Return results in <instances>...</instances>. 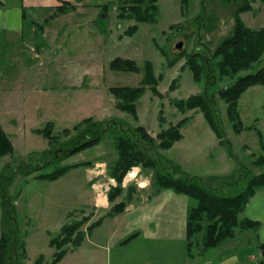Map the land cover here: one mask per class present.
Returning a JSON list of instances; mask_svg holds the SVG:
<instances>
[{"label":"rangeland","instance_id":"374dc122","mask_svg":"<svg viewBox=\"0 0 264 264\" xmlns=\"http://www.w3.org/2000/svg\"><path fill=\"white\" fill-rule=\"evenodd\" d=\"M124 1L76 0L60 3L61 11L56 6L29 10L20 32L0 36V127L12 146L10 153L0 157V178L3 183L5 176L18 169L5 188L15 206L19 240L25 248L19 264H34L38 256L42 257L41 264H51L55 248L48 242L59 234L63 224L76 222L85 235L88 229L92 231L104 223L93 238L104 243L106 229L113 223L104 219L114 216V206L121 203L124 209H133L161 189L155 183V175L167 171L137 165L123 177L120 192L108 200V193L117 185L109 170L118 157L114 144L120 131H108L99 144L58 159L62 149L76 143L72 139L84 125L74 127L86 118L97 122L117 120L124 128L143 126L155 138L156 145L161 131L177 127L184 119L178 128L183 140L170 149L155 146L183 172L202 179L223 176L225 181H234L238 177L236 169L242 165L246 170H240L244 177L239 187L243 188L252 175L264 171V167L253 163L263 153L260 143L264 144V136L258 121L264 120V98L257 93L258 99L251 101L255 94L252 89L240 94L236 108L242 128L235 132L227 118L226 101L204 79L194 81L186 63L192 53L210 56L231 33L234 10L243 0H188L186 6L181 5V0H158L153 23L119 19V7ZM246 1L251 10L239 14L243 24L250 29L264 28V3ZM122 14L127 16L128 10ZM133 25L137 29L127 33ZM179 41L183 47L176 50L174 45ZM116 57L132 60L139 71L110 69L109 64ZM146 61L152 63L159 95L146 85L134 102V117L117 106L120 99L110 88L139 86ZM262 66L264 53L254 71ZM233 80L215 72L217 88L226 87ZM204 91L214 102L213 117L233 156L225 144L219 143L199 108L181 111L175 107L176 101ZM69 165L76 166L53 181L35 178L39 173ZM30 168L34 171L27 172ZM130 173L134 176L127 178ZM257 191L264 192V187ZM184 198L185 215H175L171 220L185 228L187 209L194 200ZM177 206L181 208L180 202ZM5 214L0 197V236ZM242 218H246L243 210L238 214V219ZM258 229L259 226L235 228L232 236L208 250L202 249L198 233L188 252L186 248L184 262L177 259V247L171 246L164 249V257L159 262L155 260V264H164L167 251L171 256L168 264H264V243L259 240ZM66 248L75 247L68 244Z\"/></svg>","mask_w":264,"mask_h":264},{"label":"trees","instance_id":"16d2710c","mask_svg":"<svg viewBox=\"0 0 264 264\" xmlns=\"http://www.w3.org/2000/svg\"><path fill=\"white\" fill-rule=\"evenodd\" d=\"M157 1L125 0L124 4L119 7L120 14L118 18H133L138 23H153L156 20L158 12ZM187 1L181 0V5L186 6ZM260 1L264 3V0ZM66 2L63 1L61 3ZM125 4L126 6H124ZM124 9L128 10L127 16L122 14ZM56 10L61 11L62 6L57 5ZM249 10H251V5L248 1L243 0L242 3L238 4L234 10V24L231 33L218 43L210 56L206 55L207 53L199 54L197 52L192 53L186 60L188 67L193 73L194 81L204 79L205 83H210L211 90L219 93L220 97L226 101L227 118L231 121L235 132H239L240 128H242L236 108L238 97L248 87L260 84L264 85V66L254 71V65L260 61L264 53V28L250 29L243 24L239 14ZM136 29L137 26L133 25L127 33L131 34ZM109 66L112 70L139 71L132 60L120 57L111 60ZM143 71V78L139 86L110 88L113 95L120 99L117 106L122 110L129 111L134 117H136L134 102L144 92L146 85H151V92L159 95L156 89L158 80L154 75L151 61L145 62ZM240 71L247 72L238 75ZM215 72H218L223 77L234 78V80L226 87L217 88L214 84ZM213 103L205 95L204 91L201 94L191 95L186 99L176 101L175 107L181 111L188 108H199L208 126L217 138L220 139L219 143L225 144L228 153L233 156L229 142L225 140L224 133L219 129L213 117L211 110ZM183 121L184 119L176 124L177 127L161 131L158 134L160 142L156 145L155 138L143 126H125L124 128V124L117 120L111 119L97 122L93 121L92 118H86L74 127V129H78L82 123L84 125L83 129L81 127L77 130V136H74L72 139L76 143L62 149L63 153L58 159L69 157L99 144L103 134L108 131H120L121 136L116 138L114 144L118 157L109 170L110 177L115 180L117 185L111 188V191L108 193V200H113L115 195L120 192V183L128 170L133 166L141 165L142 167H157L162 171L165 170L167 171L165 173H156V185L161 189H170L175 193L183 194L194 200V204L188 207L186 213L185 238L187 252L191 247L193 237L198 233L201 236L202 249L208 250L218 247L223 240L232 236L235 228L248 229L259 226V222L255 220L249 218L238 219V214L242 212L244 206L255 192L259 188L264 187V171L252 175L243 188L239 187L242 176L244 177V174L240 173V170L244 168L242 165H238L236 169L238 170V177L234 181H225L226 177L223 176L202 179L183 172L177 164L172 163L161 155L155 147L168 149L175 141L179 140L181 134L178 128L182 126ZM40 132L45 133L42 130ZM260 144L263 153L258 155L253 163L257 167H264V144L262 142ZM11 151L12 146L10 141L0 127V157ZM74 166L76 165L58 166L49 173L37 174L35 178L53 181ZM244 169L246 170V168ZM31 171H34V169L30 168L27 170V172ZM16 172H18V169L14 173H11V175L5 176L3 183H1L0 178L1 204L6 211L3 222L4 229L0 236V264H19L20 257L25 253L24 245L19 240V228L15 220V206L5 188L11 183L12 175ZM215 182H219L220 185H216ZM112 209L111 213L117 214L123 211L124 205L119 203ZM93 225H97V223ZM73 235H75V238L72 237ZM134 235L131 234L124 238L122 243L129 241ZM83 238L84 233L78 230L76 222L63 224L59 234L51 237L48 242L50 247L55 248L51 264H55L61 260L68 250L66 248L68 244L77 247ZM41 261L42 257L38 256L34 264H41Z\"/></svg>","mask_w":264,"mask_h":264},{"label":"crops","instance_id":"0c3cea01","mask_svg":"<svg viewBox=\"0 0 264 264\" xmlns=\"http://www.w3.org/2000/svg\"><path fill=\"white\" fill-rule=\"evenodd\" d=\"M63 1L76 0H0V36L10 32H20L27 11L52 8ZM250 89L255 91L251 101L258 99L257 93L264 98V85L251 86L243 94ZM239 102L240 99L238 105ZM258 124L264 136V120L258 121ZM181 140H183V134L181 139L173 145ZM184 196L170 189H161L151 198L133 206V209H124L112 217L105 218L104 221L109 220L113 223L106 229L107 239L104 243L99 239L93 240L96 230L102 228L103 223L89 233L85 232L81 243L73 249L69 248L61 260L55 264L64 262L65 264H155V260L159 262L164 257V249L171 246L177 247V259L179 258V262H184L186 258L185 228L184 225H175L171 220L175 215H185ZM179 202L181 208L176 207ZM243 215L259 222L258 237L260 242L264 243L263 191L255 192L249 199L244 206ZM131 234L135 235L129 241L122 243V240ZM166 255L164 264H168V258L171 257L168 251Z\"/></svg>","mask_w":264,"mask_h":264},{"label":"water","instance_id":"95a60500","mask_svg":"<svg viewBox=\"0 0 264 264\" xmlns=\"http://www.w3.org/2000/svg\"><path fill=\"white\" fill-rule=\"evenodd\" d=\"M183 47V42L179 41L177 42L175 45H174V48L177 50V49H180Z\"/></svg>","mask_w":264,"mask_h":264},{"label":"bare ground","instance_id":"6f19581e","mask_svg":"<svg viewBox=\"0 0 264 264\" xmlns=\"http://www.w3.org/2000/svg\"><path fill=\"white\" fill-rule=\"evenodd\" d=\"M133 176H134V174L133 173H130V174L127 175V178L128 177L130 178V177H133Z\"/></svg>","mask_w":264,"mask_h":264}]
</instances>
